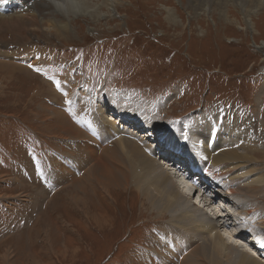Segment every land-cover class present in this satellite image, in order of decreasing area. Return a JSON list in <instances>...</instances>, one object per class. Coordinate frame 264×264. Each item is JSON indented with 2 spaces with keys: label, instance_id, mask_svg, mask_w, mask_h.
<instances>
[{
  "label": "rangeland",
  "instance_id": "rangeland-1",
  "mask_svg": "<svg viewBox=\"0 0 264 264\" xmlns=\"http://www.w3.org/2000/svg\"><path fill=\"white\" fill-rule=\"evenodd\" d=\"M97 1L90 3L95 12L82 7L70 15L76 29L74 35L59 38L47 32L48 37L44 38L40 32L34 33L35 36L22 32L23 36H32L31 43H27L16 41V35L11 32L0 33V53L19 50L20 57L26 50H34L43 57V64L31 65L44 68L61 82L60 90L55 85L53 90L52 81L31 68L27 67L26 73L0 68V259L4 253L10 254L9 264H32L34 259L40 264H142L155 254L161 256L163 248L171 245L164 231L176 229L169 215L160 216L158 205L144 199L141 193L112 190L109 199L108 195L100 194L104 191L96 183V186L86 183L83 178L89 194L83 196L79 190L78 195L89 199L85 202L90 213L98 218L106 216L110 221L97 226L92 214L87 215L79 206L70 204L66 196L73 188L70 183L62 180L46 185L42 180L49 178L50 159L62 151L54 130H48L46 122L39 117L43 103L50 105L57 99L63 103L68 94L76 92L90 103L88 106L107 103L110 95H119L126 101L132 99L138 107L154 111L152 114L159 117L150 119L154 124L149 126L160 138L165 134L157 131H168L172 124L182 127L183 136L189 137L191 152L194 147L190 132L203 133L208 115L218 118L217 112L223 114L219 119L224 121L223 129L220 127L223 131L227 129V117L232 115L253 134L256 126L264 122V94H261L264 92V15L253 19L256 24L250 29L242 24L245 19L235 10L229 12V19H223L213 10L208 14L200 10L196 15L187 11L186 0H115L113 7ZM31 2L25 4L30 8L24 14L34 10ZM36 7L42 12L52 11ZM40 48L46 51L43 50L44 55ZM10 57L12 54L0 57V62L13 61ZM79 111L95 117L85 106ZM111 115H114L112 111ZM185 119H192L191 124H184ZM131 120L126 121L132 123ZM158 120L160 123L163 120L165 125L156 123ZM230 133L229 138L222 134L223 145L246 137ZM263 157L259 155L260 159ZM197 158L201 162L198 155ZM157 162L161 167L165 165ZM253 167L259 169L258 164ZM175 177L178 180L179 176ZM223 182L229 183V179ZM36 187L49 193L47 199L39 200L38 206L34 203ZM233 194L228 193L231 201L218 198L216 202L221 207L222 200L225 201V206L237 215ZM257 204L261 214L264 204ZM200 206L208 212L205 201ZM243 217L246 216L236 217L237 230L240 222L241 226L247 224ZM41 219H45L44 225L38 226ZM253 223L251 228L255 220ZM234 224L235 221L221 233L231 232ZM36 226L47 227L48 253L43 248L44 233L34 236ZM255 229L264 231L262 227ZM159 234L165 237L161 241ZM194 238L200 241L198 235ZM155 247L161 252L156 253ZM239 259L236 255L226 264H239ZM205 263L210 264L208 260L196 264ZM174 264L185 263L176 258Z\"/></svg>",
  "mask_w": 264,
  "mask_h": 264
},
{
  "label": "bare ground",
  "instance_id": "bare-ground-1",
  "mask_svg": "<svg viewBox=\"0 0 264 264\" xmlns=\"http://www.w3.org/2000/svg\"><path fill=\"white\" fill-rule=\"evenodd\" d=\"M29 1L7 0V2H4V0H0V33L11 32V34L16 35V41H26L27 43H31V37L35 36L34 33L36 32L43 33L44 38L48 37V33L59 38L74 35L76 29L73 27L74 21L71 20L70 15L81 10L82 7L90 10L92 9L90 3L96 2V0H32L33 2L30 4L34 7V10L30 11L29 14H24L25 9L30 8L25 5ZM186 1L189 5L187 11L194 12L196 15L200 10H203V14H208L213 10L217 11L223 19H229L231 17L229 12L235 10L243 16L242 19H245L242 24L250 29L256 24L253 19H260L264 15V0ZM98 2L109 7H113L116 3L115 0H98ZM36 6L44 7V9L48 8L52 11L42 12ZM95 10L96 8L92 9L91 13ZM22 32H28L32 36H23ZM30 49L32 50V48ZM43 50V48H40V53ZM1 51L0 57L11 56L12 54L10 58L13 61L0 62V68H10L12 73H16V71L26 73L29 72L28 65L43 64V57L37 52H33L34 50L32 52L26 50L27 52L21 54L20 57L17 56L19 50ZM44 52L46 51L44 50ZM42 55L44 54L42 53ZM42 83L39 85L40 87ZM52 85L53 90H55V84L52 83ZM76 93L68 94V98L63 103L57 99L53 104L43 103L41 105L42 112L39 117L46 122L48 130H54V135L59 140L61 153H65L63 155L57 153L51 157L49 178L48 180H42L46 185L51 182L54 185L66 180L73 186L66 195L71 202L70 204L79 206L87 215L92 213L88 209V203L85 202L89 199H85L83 196L89 194L88 187H86L88 184H85L90 182L93 185L96 183L100 190L104 191L100 194L108 195L109 199H112V190H126L141 193L144 199L153 201V205L157 204L158 214L163 216L162 214L167 213L171 224L176 229L172 231L167 228L164 231V236L167 237L171 245L165 247L166 250L163 248L162 258L155 254L148 261H143L142 264H174L176 258L180 263L185 264H196L204 262V260H208L210 264H226L236 255H239V264H264V231L258 230L259 233L255 229L257 227L264 229V211L259 214L258 211L261 208L257 204L260 202L264 204V157L259 158V155H264V148L261 147V144H264L263 121L262 124L256 126V134H253L247 128H243L244 125L242 127V124H238L236 117L232 115L231 117L228 116L229 118L227 117V129L223 131L224 121H219L220 118L222 119L223 114L217 112L218 118L208 115L210 117L207 120L210 119V123L206 120L203 133L190 132V134L192 133L190 135L192 148L198 150L196 151L193 148L194 154H191L193 152L189 151L188 142L184 140L182 127L173 124L171 128L166 126L168 131H157L165 134L163 138H160L159 135L155 134L156 130H152V127L149 126V123L154 124L150 119L154 117L158 119L159 117L152 114L154 111L147 112V110L141 109V106L138 107L135 104L137 102L134 100L128 99L126 101L122 100L119 95H110L111 97L107 103H94L93 106H88L90 103L81 98L80 93H78L79 95ZM261 94H264V92ZM66 101H70V103ZM84 106L88 111L90 110L95 114L94 118L86 113L87 111H79V108L81 109ZM111 111L114 115H111ZM130 119L133 120L132 123L126 121ZM243 119L245 118L243 117ZM183 121L184 124L189 125L192 119ZM125 122L126 124H124ZM156 123L165 125L163 120H161V123L159 120ZM233 127H237V130H233ZM230 131L234 136L242 134L246 137L237 141L229 140L228 146L223 145L225 142L222 140V134L229 138L231 136ZM137 133L140 134L139 137ZM170 143L171 145H169ZM178 144H181L182 148H179ZM178 154L181 157H178ZM157 155H159V159L156 158ZM197 155L200 157L201 162L198 161ZM157 161H161V165H165L161 167ZM188 161L189 166L195 165L197 169L201 167L210 174L209 180L204 183L206 190L197 189L199 191L198 195L197 193L191 195L193 188L180 172L184 162ZM254 162L259 165V169L253 167L257 165H254ZM218 172L219 176L216 175ZM170 173L179 176L177 177L178 180H176L175 175ZM83 178H85V184ZM179 178H182L181 181ZM225 178L229 179V183L223 182ZM131 184L134 186L131 187ZM194 187H198V185L194 184ZM129 188H132L133 191ZM215 188L217 193L214 191ZM79 190L83 193L81 194L82 197L77 193ZM228 193H234L236 201H233L232 204L235 212L238 213L237 215L246 216L243 219L247 221V224L241 226L243 224L238 222V230L236 229L237 215L232 214L233 211L228 209L224 204L225 201H223L224 199L231 201ZM48 195L49 193L45 189L41 190L36 187V193H34L36 197L35 205L38 206L39 200L43 199L44 201L49 197ZM53 195L54 193L50 198ZM207 198L209 200H206ZM218 198L223 199V207H218L219 202H216ZM195 199L199 202L195 203ZM202 201H205L206 206H208V212H205L204 207L200 206ZM33 213H35L34 210ZM100 217L98 218L92 214L94 222L99 224H96L97 226L109 224L110 221L105 219L106 216ZM44 220L41 219L38 226L44 225ZM254 220L255 226L251 228L250 225H254V223L252 224ZM234 221V228H230L231 232L226 231L225 234H222L221 230L227 228L230 224L233 225ZM35 228V237L41 232L44 233L43 242L45 244L43 248L48 253L47 236L49 232L47 227L39 229L36 226ZM217 228L220 230L217 231ZM159 235L158 241L165 238L162 234ZM196 235L200 237L199 242L194 238ZM240 240L246 244H242ZM251 247L255 248L256 251L253 252ZM245 248L248 250H245ZM153 249L151 250L152 253L154 252ZM155 249L156 253L161 252L159 247H155ZM9 255L3 254L0 259L1 264L8 263ZM32 264L40 263L34 259Z\"/></svg>",
  "mask_w": 264,
  "mask_h": 264
},
{
  "label": "snow or ice",
  "instance_id": "snow-or-ice-1",
  "mask_svg": "<svg viewBox=\"0 0 264 264\" xmlns=\"http://www.w3.org/2000/svg\"><path fill=\"white\" fill-rule=\"evenodd\" d=\"M4 2H7V0H4ZM29 68H31L33 71H35L36 73L42 75V76H45V78H47L48 80L52 81L53 84H55L57 90H60V87H61V82L56 79L55 76H52V75H49L47 70H45L44 68H41V67H36L34 65H28ZM65 95H67L65 93ZM68 103H70V101H66ZM189 139V137L187 135H184V140L187 142Z\"/></svg>",
  "mask_w": 264,
  "mask_h": 264
},
{
  "label": "flooded vegetation",
  "instance_id": "flooded-vegetation-1",
  "mask_svg": "<svg viewBox=\"0 0 264 264\" xmlns=\"http://www.w3.org/2000/svg\"><path fill=\"white\" fill-rule=\"evenodd\" d=\"M13 139V138H12Z\"/></svg>",
  "mask_w": 264,
  "mask_h": 264
}]
</instances>
